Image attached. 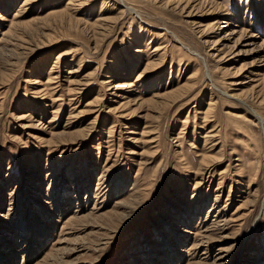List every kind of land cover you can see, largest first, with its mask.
Listing matches in <instances>:
<instances>
[{"label": "rangeland", "instance_id": "obj_1", "mask_svg": "<svg viewBox=\"0 0 264 264\" xmlns=\"http://www.w3.org/2000/svg\"><path fill=\"white\" fill-rule=\"evenodd\" d=\"M9 245L14 264H264V0H0Z\"/></svg>", "mask_w": 264, "mask_h": 264}, {"label": "bare ground", "instance_id": "obj_2", "mask_svg": "<svg viewBox=\"0 0 264 264\" xmlns=\"http://www.w3.org/2000/svg\"><path fill=\"white\" fill-rule=\"evenodd\" d=\"M74 2H77V4L79 5V7L86 1V0H82V1H80V0H73ZM122 1V0H121ZM126 9L128 10H133L131 7H126ZM18 230V229H17ZM20 231H17L16 233V237H17V239H12L11 241H12V243H15V245L17 246V245H19V244H17L18 243V240H20V239H22V240H25V239H31V243H34V241L35 242H37L36 244H39V245H37V247L39 248L40 247V245L41 244H43V237H44V235H43V233H44V229H42V230H39V231H37V230H32V229H29V231L27 232V228H21V229H19ZM39 240V241H38ZM20 243V242H19ZM12 247V245H9L8 246V248L10 249ZM37 249V248H36ZM13 252V256H10V255H8L9 257H6L5 258V261L3 262V261H1V259H0V264H14L15 263V260H14V262H13V260H11V258L13 257V258H15V252L13 251V249H10V252ZM34 252H36V250L34 251ZM3 256V254H1L0 253V256ZM3 259V258H2ZM9 259V260H8Z\"/></svg>", "mask_w": 264, "mask_h": 264}]
</instances>
